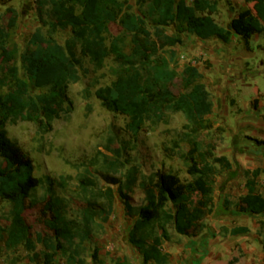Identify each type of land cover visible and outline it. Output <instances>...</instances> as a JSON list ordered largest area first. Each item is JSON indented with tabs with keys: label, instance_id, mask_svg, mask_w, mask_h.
<instances>
[{
	"label": "trees",
	"instance_id": "trees-1",
	"mask_svg": "<svg viewBox=\"0 0 264 264\" xmlns=\"http://www.w3.org/2000/svg\"><path fill=\"white\" fill-rule=\"evenodd\" d=\"M141 13L131 11L120 0H39L38 13L42 27L32 35L25 53L28 83L22 82L17 73L10 79L0 77V200L10 205L9 236L6 247L16 250L21 246H33L30 226L25 218L28 201L44 181L35 177L32 159L14 143L7 134V124L21 116L39 129L50 132L52 124L46 119H58L70 112L68 88L80 81L75 63L77 48L97 65L109 57L119 64L117 78L109 86L96 92L102 106L109 112L129 119L128 131L137 137L147 122H166L169 112L184 114L192 131L197 134L208 129L206 117L214 110V103L206 86L201 83L203 74L195 65L185 66L182 74L171 68V59L162 51L167 47L183 44L182 35L190 34L202 41L214 38L229 43L233 36L240 37L249 48V41L256 35H264V0H244L252 7L241 11L228 27L221 26L214 18L218 13L215 0H139ZM147 6V7H146ZM146 7V10L142 8ZM119 24L124 35L113 39L110 45L105 34L110 24ZM175 25V35L167 28ZM152 27V29H150ZM60 30H71L72 38L65 45L54 35ZM131 38V50L127 51V39ZM9 34L0 27V63L9 64L16 58V49L8 46ZM174 55L172 54V58ZM181 86L180 92L175 89ZM34 92L35 94H31ZM264 146V141L259 142ZM191 152L186 155L192 179L183 181L173 173L156 172L148 182L140 183L145 194L144 204L133 206L127 194H123L126 214L134 219L129 232V242L138 249L145 264H169L170 256L164 252L165 243L172 240L170 229L186 237H197L207 225L205 216L215 210L214 194L216 178L220 171L232 168L225 156L210 163L208 153L201 144L190 141ZM211 154V153H210ZM213 156V155H210ZM219 166V167H218ZM260 171L253 172L257 177ZM250 175L249 172L246 173ZM134 179L129 177L127 189L132 190ZM48 191L53 192L55 181L48 178ZM249 196L238 202L241 212L264 215V197L255 193L254 182L248 183ZM113 190L108 192L112 197ZM108 206L113 209V202ZM56 242L43 240L51 250L45 255L46 264H52L62 244L60 240L71 237L73 229L69 221L55 211ZM0 213V223H1ZM247 227H236L231 235L248 233ZM264 235V223L261 227ZM0 242L2 236L0 235ZM264 247V241H263ZM94 259L98 260L97 251ZM234 259L231 264L238 263Z\"/></svg>",
	"mask_w": 264,
	"mask_h": 264
},
{
	"label": "rangeland",
	"instance_id": "rangeland-1",
	"mask_svg": "<svg viewBox=\"0 0 264 264\" xmlns=\"http://www.w3.org/2000/svg\"><path fill=\"white\" fill-rule=\"evenodd\" d=\"M38 1L0 0V27L9 34V49L17 51L13 62L7 64L3 60L0 63V77L10 79V73H17L22 82L28 83L25 53L32 35L42 27ZM120 1L131 7L132 12L141 13L139 0ZM215 1L218 13L214 18L224 27H228L241 11L252 7L244 0ZM42 29L47 33V28ZM167 33L175 35V25L167 28ZM123 35V29L116 23L110 24L105 37L110 45L113 39ZM72 36L71 30H60L54 35L62 45ZM182 38V45L167 47L162 53L171 59V68L178 73L179 79L189 64L203 74L201 83L214 103L213 113L206 117L208 129L195 134L183 113L169 112L166 122H147L134 137L127 128L129 119L106 110L96 96L98 89L116 80L119 64L111 56L97 65L82 54L79 46L75 63L81 78L68 88L70 112L58 119H46L53 127L50 132L21 116L11 119L6 127L8 137L32 159L34 175L44 183L32 197L35 203L28 201L25 212L31 247L7 249L10 205L0 200V264H46L45 255L52 251L42 241L56 242L55 211H60L70 222L73 235L60 240L63 248L52 264H128L122 254L128 251L126 238L134 219L126 214L122 195L127 194L133 206L143 205L145 194L139 184L147 183L159 171L190 181L192 176L185 157L191 152L193 139L208 153L210 163L215 164L216 158L229 157L239 151L236 122L246 117L254 101H264V35L251 39L249 48L235 36L229 43L217 38L202 41L190 34ZM131 48V38H128L127 51ZM180 90L178 84L175 91ZM0 92L6 93L7 88H0ZM261 141L247 138V142L256 147L261 146ZM228 174L222 170L216 178V210L202 220L207 227L212 226L222 209L221 190L227 185L225 177ZM130 176L135 180L132 190L127 189ZM48 178L56 183L53 192L48 191ZM110 189L113 195L109 198ZM109 200L113 202L112 211ZM170 233L172 238L177 235L173 228ZM174 241L165 243L164 248L169 249ZM111 242L116 244L113 249L108 248ZM96 251L97 261L94 259Z\"/></svg>",
	"mask_w": 264,
	"mask_h": 264
},
{
	"label": "crops",
	"instance_id": "crops-1",
	"mask_svg": "<svg viewBox=\"0 0 264 264\" xmlns=\"http://www.w3.org/2000/svg\"><path fill=\"white\" fill-rule=\"evenodd\" d=\"M250 108L252 110L247 112L246 117H240L236 122L239 151L232 156H225L232 168L224 169L229 174L225 177L227 185L221 190V211L212 226L207 227L199 236L177 234L172 238L171 241H175L169 249L163 247L164 252L170 256L169 264H231L234 259L239 260L236 264H264V235L260 233L264 215L241 212L236 203L242 197L249 196L247 185L251 181L254 182L256 195L264 197V146L256 147L247 142L248 137L264 141V101L256 100ZM241 121L244 123L239 125ZM255 171H260L257 177L252 175ZM236 227H247L249 232L233 236L231 230ZM126 241L128 251L122 254V258L128 264H145L140 251L130 244L129 234ZM115 247L114 242L108 244L110 249Z\"/></svg>",
	"mask_w": 264,
	"mask_h": 264
},
{
	"label": "water",
	"instance_id": "water-1",
	"mask_svg": "<svg viewBox=\"0 0 264 264\" xmlns=\"http://www.w3.org/2000/svg\"><path fill=\"white\" fill-rule=\"evenodd\" d=\"M230 31H233V27L232 26H229L228 28Z\"/></svg>",
	"mask_w": 264,
	"mask_h": 264
}]
</instances>
